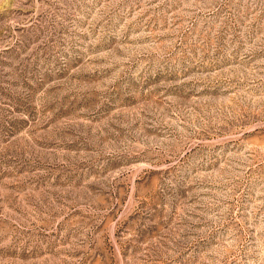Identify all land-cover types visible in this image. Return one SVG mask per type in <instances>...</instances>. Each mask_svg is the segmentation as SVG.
<instances>
[{
  "label": "rangeland",
  "instance_id": "374dc122",
  "mask_svg": "<svg viewBox=\"0 0 264 264\" xmlns=\"http://www.w3.org/2000/svg\"><path fill=\"white\" fill-rule=\"evenodd\" d=\"M0 264H264V0H0Z\"/></svg>",
  "mask_w": 264,
  "mask_h": 264
}]
</instances>
